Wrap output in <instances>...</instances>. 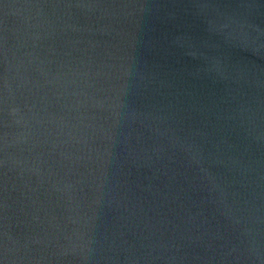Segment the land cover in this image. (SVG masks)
<instances>
[{
  "label": "water",
  "instance_id": "water-1",
  "mask_svg": "<svg viewBox=\"0 0 264 264\" xmlns=\"http://www.w3.org/2000/svg\"><path fill=\"white\" fill-rule=\"evenodd\" d=\"M0 264H264V0H0Z\"/></svg>",
  "mask_w": 264,
  "mask_h": 264
}]
</instances>
